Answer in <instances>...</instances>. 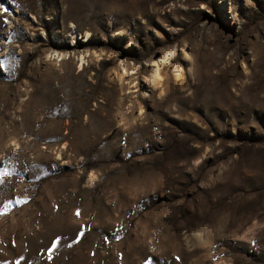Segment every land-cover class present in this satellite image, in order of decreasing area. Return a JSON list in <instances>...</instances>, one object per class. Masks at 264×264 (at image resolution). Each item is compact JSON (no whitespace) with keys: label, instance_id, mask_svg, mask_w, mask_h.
<instances>
[{"label":"rangeland","instance_id":"obj_1","mask_svg":"<svg viewBox=\"0 0 264 264\" xmlns=\"http://www.w3.org/2000/svg\"><path fill=\"white\" fill-rule=\"evenodd\" d=\"M0 264H264V0H0Z\"/></svg>","mask_w":264,"mask_h":264},{"label":"bare ground","instance_id":"obj_2","mask_svg":"<svg viewBox=\"0 0 264 264\" xmlns=\"http://www.w3.org/2000/svg\"><path fill=\"white\" fill-rule=\"evenodd\" d=\"M183 54H184V57H187V56H188V54H187L184 50H183ZM186 55H187V56H186ZM157 70H158V69L156 68L155 73H154V76L157 74ZM174 71H175L174 73H175L176 75L179 74V69L175 68ZM152 76H153V75H152ZM154 76H153V77H154ZM156 76H157V75H156ZM156 76H155V77H156Z\"/></svg>","mask_w":264,"mask_h":264},{"label":"snow or ice","instance_id":"obj_3","mask_svg":"<svg viewBox=\"0 0 264 264\" xmlns=\"http://www.w3.org/2000/svg\"><path fill=\"white\" fill-rule=\"evenodd\" d=\"M4 11L6 12L7 11V9L5 8L4 9ZM4 175H7V173L5 172V173H3ZM80 213H79V211H77V215H79ZM81 235H82V233H81ZM56 246V242H53V247H55Z\"/></svg>","mask_w":264,"mask_h":264}]
</instances>
